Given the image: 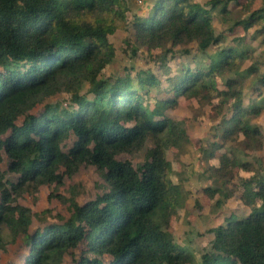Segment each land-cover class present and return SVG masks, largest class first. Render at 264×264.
I'll use <instances>...</instances> for the list:
<instances>
[{
    "label": "trees",
    "instance_id": "obj_1",
    "mask_svg": "<svg viewBox=\"0 0 264 264\" xmlns=\"http://www.w3.org/2000/svg\"><path fill=\"white\" fill-rule=\"evenodd\" d=\"M255 2L211 0L225 25L217 31L211 9L195 0H154L142 16L130 0H0V161L7 162L0 170V250L20 238V264H61L78 248L76 264H264L263 173L240 178V198L251 211L225 217L208 229L209 246L190 252L170 231L182 193L166 156L168 147L189 140L183 123L165 113L182 95L215 114L209 155L223 151L214 173L223 180L235 169L254 170L242 156L264 139L256 122L264 110V71L244 65L251 54L246 32L254 39L264 28V0ZM238 26L243 34L226 42ZM122 28L132 38L124 39L123 51L134 57L142 48L160 69L183 45L205 59L193 54L176 72L166 69L157 91L160 74L149 70L102 73L115 54L110 37ZM60 92L68 95L65 105L45 102ZM141 149L140 163L118 157ZM87 165L99 173L103 192L83 204L73 187L68 196L57 193ZM4 172L17 177L4 180ZM41 185L52 186L65 215L46 220L49 208L37 213L18 201ZM201 191L217 208L223 204L218 189Z\"/></svg>",
    "mask_w": 264,
    "mask_h": 264
},
{
    "label": "rangeland",
    "instance_id": "obj_2",
    "mask_svg": "<svg viewBox=\"0 0 264 264\" xmlns=\"http://www.w3.org/2000/svg\"><path fill=\"white\" fill-rule=\"evenodd\" d=\"M195 1L199 7L205 10L211 9L215 30H223L225 27L223 16H220L216 12V8L212 7L211 0ZM255 1V7H258L260 0ZM130 2L132 3L131 10L133 13L142 16L150 12L154 0H130ZM230 17L233 19L235 15ZM249 32V30L246 32L244 42L251 51V54L245 60L244 65H249L253 62L264 71V28H262L261 34L254 39L249 37ZM242 34V28L238 26L232 33L227 32L225 34L226 42L233 43V38L240 37ZM125 38L132 40L129 31L125 28L118 29L110 37L115 48V54L113 60L103 69L102 73L113 74L116 71H120L123 66H132L134 69H145L158 73V75L160 74V83L153 87V91L159 90V87L162 86L165 80L164 71L166 69L169 70L170 74L176 72V69L179 68V63L188 59L190 60L193 54L196 57L205 59V56H200L195 51L194 45H183L174 49V55L168 59L167 67L160 69L157 65L148 62L146 57H144L145 52L142 48L137 51L134 57H129V54L123 51L125 47L123 41ZM185 49H188L190 54L182 53ZM84 90L85 87L82 88L81 92ZM67 100L68 95L60 92L46 99L45 102L53 103L60 101L61 104L65 105ZM165 113L171 118L181 121L189 137V140L179 148L168 147L166 150L167 159L171 162V169L173 170L171 180L180 184V191L182 193V205L178 209L177 218L170 226V231L178 244L187 247L190 252H201L209 246V241L212 238V234L208 231L209 228L222 224L225 217L232 213L231 217L235 218L244 216L251 211V208L245 205L240 198L242 191L240 178L248 177L254 173L257 175L263 173L261 179L264 181V139L261 147H253V150H246L245 155L247 156H242V159L251 163L254 169L252 172L235 169V175L222 180L214 173L212 167L217 165V157L223 149L217 147L215 148L214 155H209L212 149L210 143L217 141L212 136L216 120L210 105L206 103L201 104L195 101V99L187 100L180 95L177 98L176 106H168ZM256 122L264 132V110ZM148 145L149 143L146 144V146ZM143 153L144 149L138 152L121 151L118 152V157L130 160L132 164H137L142 162ZM6 169L7 162L2 158L0 170L5 171ZM16 177L17 175L14 173L4 172V180L9 179L14 181ZM101 182L102 179L99 173L92 165L81 166L75 174L64 180V184L57 188V193L68 196L70 188L73 187L77 201L83 204L93 199L97 193L103 192L100 187ZM207 186L218 189L217 198L223 203H221L220 207L217 208L214 205L215 199H211L201 191V189ZM230 190H232L231 194H228V197L224 200V194H227ZM29 191H32V187L29 188ZM51 192L52 186L41 185L32 194L25 192L18 201L37 213L49 208L50 211L43 215L46 220L54 219L57 214L65 215L63 206L53 197ZM252 207L258 208V205H252ZM37 223V218L33 217L32 226H35ZM23 250L24 246L20 238L10 242L4 251L0 250V264H20L23 260L21 254ZM79 252L80 248L74 250L73 254H65L61 264H76L75 261L79 256Z\"/></svg>",
    "mask_w": 264,
    "mask_h": 264
},
{
    "label": "crops",
    "instance_id": "obj_3",
    "mask_svg": "<svg viewBox=\"0 0 264 264\" xmlns=\"http://www.w3.org/2000/svg\"><path fill=\"white\" fill-rule=\"evenodd\" d=\"M187 132V131H186ZM188 134V133H187Z\"/></svg>",
    "mask_w": 264,
    "mask_h": 264
}]
</instances>
